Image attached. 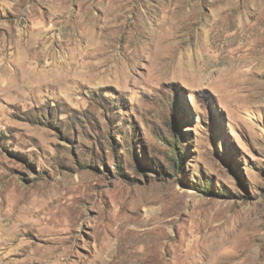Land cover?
<instances>
[{
    "label": "rangeland",
    "instance_id": "374dc122",
    "mask_svg": "<svg viewBox=\"0 0 264 264\" xmlns=\"http://www.w3.org/2000/svg\"><path fill=\"white\" fill-rule=\"evenodd\" d=\"M0 252L264 264V0H0Z\"/></svg>",
    "mask_w": 264,
    "mask_h": 264
},
{
    "label": "trees",
    "instance_id": "16d2710c",
    "mask_svg": "<svg viewBox=\"0 0 264 264\" xmlns=\"http://www.w3.org/2000/svg\"><path fill=\"white\" fill-rule=\"evenodd\" d=\"M173 145H174L173 147L175 148L176 147V142H174ZM178 158H179V151H177V153H175V155L173 156V160H171V163H172V166H173L172 169H174V171L176 170V165H177Z\"/></svg>",
    "mask_w": 264,
    "mask_h": 264
},
{
    "label": "bare ground",
    "instance_id": "6f19581e",
    "mask_svg": "<svg viewBox=\"0 0 264 264\" xmlns=\"http://www.w3.org/2000/svg\"><path fill=\"white\" fill-rule=\"evenodd\" d=\"M133 235V234H132ZM161 244V243H160ZM117 247V246H116ZM154 248L156 249V251L158 250V244L155 246L154 245ZM119 251V250H118ZM1 253V252H0ZM1 260H3V259H1Z\"/></svg>",
    "mask_w": 264,
    "mask_h": 264
}]
</instances>
